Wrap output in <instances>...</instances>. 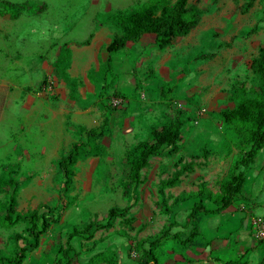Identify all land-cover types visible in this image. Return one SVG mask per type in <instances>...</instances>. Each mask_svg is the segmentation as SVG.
Returning a JSON list of instances; mask_svg holds the SVG:
<instances>
[{"label": "rangeland", "instance_id": "374dc122", "mask_svg": "<svg viewBox=\"0 0 264 264\" xmlns=\"http://www.w3.org/2000/svg\"><path fill=\"white\" fill-rule=\"evenodd\" d=\"M0 1L27 4L34 10L40 2L47 5L38 17L22 15L14 22L0 21V176L6 175L5 167L17 164L12 169L19 184L17 211H32L44 204L59 215L40 237L38 247L27 250L23 264H60L64 257L59 248L72 229H82L94 218L104 219L113 206L130 207L127 217L134 218V223L126 226L120 219L113 220L107 241L94 246H105L101 256L83 252L92 242L73 239L79 261L99 263L120 253L124 264H133L139 256L136 250V256H130L133 242L158 235L162 236L155 247L159 264H228L248 258L252 247L239 240L241 231L250 226L251 209L240 202L217 214L216 229L196 225L199 216L216 215L200 213L187 231L181 230L192 204L198 201L194 196L198 186L205 184L206 189L217 192L239 155L234 128L223 123L218 114L235 106L231 95L240 92L239 88L248 92L259 86L251 63L259 49H264V0H189L201 11V22L188 36L164 49H158L148 36L110 55L104 47L118 33L108 21L110 14L147 0ZM96 33V60L88 66V74L75 78L72 85L65 83L55 102L40 103L38 87L50 80L58 90L61 80L47 73L41 84L42 71L26 70L29 66L25 63L39 55L50 60L54 54L46 52L50 42H78ZM75 69L83 71L80 65ZM4 89L14 95L1 96ZM114 101L120 104L114 106ZM74 111L85 115L79 128L71 123ZM175 119L184 124L179 151L150 159L141 171L140 183L130 184L128 152L147 140L152 129ZM103 121L105 131L95 140L102 147L100 153L93 155L86 149L81 154L65 191L58 159L67 154L73 142H85V131ZM189 162L194 164L193 172L166 188L162 201L161 182ZM261 171L264 148L258 152L243 189L246 194L254 188L251 197L257 199L256 217H264V176H257ZM3 198L0 192V201ZM204 205L213 208L206 201ZM23 229V224L9 228L0 224V256L13 255L10 237ZM180 232L185 235H177ZM104 236L96 234V238ZM259 242L252 241L257 251L255 256L254 252L249 254L251 261L256 260L258 251L263 253L261 260L264 258V242Z\"/></svg>", "mask_w": 264, "mask_h": 264}, {"label": "trees", "instance_id": "16d2710c", "mask_svg": "<svg viewBox=\"0 0 264 264\" xmlns=\"http://www.w3.org/2000/svg\"><path fill=\"white\" fill-rule=\"evenodd\" d=\"M35 8V6H33ZM47 5L39 3L36 10L27 7V4H13L6 1H0V16L7 20H15L20 15L27 13L39 15L46 11ZM201 11L189 0H147L143 4L123 11H117L110 14L109 20L117 28L118 33L114 35L107 46L106 52L115 54L125 49L129 44L137 43L143 36H154V43L158 49L168 47L173 40L186 36L198 24ZM69 60V51L66 45L62 46L55 67L63 70ZM251 71L258 78L259 86L250 89L248 92L244 87L239 88L240 92L235 91L231 98L236 102L232 109H225L218 115L223 123L232 126L239 138V155L235 160L232 169L229 171L226 179L220 184L218 191L213 193L206 189L205 184L198 186L194 194L198 201L192 204L190 212L186 216L183 228L186 230L191 223L202 214H219L236 203L248 204L251 202L244 195V185L247 174L257 159L258 152L264 148V49L258 51V55L252 60ZM170 93V90H169ZM166 92L162 90V97ZM166 100V99H165ZM183 121L175 119L174 121L162 126L160 129H152L147 140L136 144L127 154L126 162L129 166V183L138 184L141 179V171L148 166L150 159L163 154L173 155L179 151L181 141V131ZM104 122L99 128L86 131V142L75 143L66 155L61 156L57 161V166L62 174L64 190L68 191L72 178L74 177L73 166L81 154L88 149L89 153L97 154L100 152L95 140L100 138L105 130ZM89 144H94L91 147ZM14 166H7L3 171L6 175L0 176V192L4 198L0 201V224L9 228L16 224H23L22 233L14 234L10 240L14 244V253L9 257L0 256V264H23L27 250L38 247L40 237L45 234L59 219L55 216V210L47 205L40 204L36 209L27 212L17 211V195L19 184L12 177ZM194 170V164L183 163L180 168L172 175L161 182L159 195L164 200V190L168 187H174L180 181V177L185 173H191ZM204 201L213 206V209H206ZM130 207L118 208L110 207L107 210L106 218L102 221L93 219L82 229L73 228L67 236L65 245L59 248L63 254L64 260L60 264H96L97 261L89 260L92 263H83L79 261L76 248L73 246V239L77 238L79 242H87L93 238L98 230H108L112 228V221L120 219L126 226L134 223V218L127 217ZM181 236L183 233H178ZM192 234L189 238H192ZM162 239L158 235L154 238H148L135 244L136 251L141 255L136 264H159L154 252L156 245ZM188 239V238H187ZM260 241L259 243H263ZM148 245V248H144ZM73 253V255H70ZM102 254L96 255L101 256ZM73 257L75 260L73 261ZM116 259V260H115ZM119 259V260H117ZM124 258L113 255L112 259H100L97 264H124ZM228 264H247V262H231ZM264 264V258L259 262Z\"/></svg>", "mask_w": 264, "mask_h": 264}, {"label": "crops", "instance_id": "0c3cea01", "mask_svg": "<svg viewBox=\"0 0 264 264\" xmlns=\"http://www.w3.org/2000/svg\"><path fill=\"white\" fill-rule=\"evenodd\" d=\"M45 12V11H44ZM43 12V13H44ZM43 13H41V14H39V15H31V14H27V13H24V14H22V15H24V16H35V17H38V16H40V15H42ZM22 15H20L17 19H15V20H7V19H4V18H2L1 16H0V21H7V22H14V21H16V20H18ZM200 22H201V20H200V16H199V20H198V24L196 25V27L194 28V29H192L191 31H193V30H195L196 28H198V26H199V24H200ZM102 31V30H101ZM190 31V32H191ZM99 33H102V32H99ZM98 33V34H99ZM98 34L96 33L95 35H93L92 36V34H90L88 37H87V39H83L82 41H78V42H76V41H68V40H63V41H61L60 43H59V45L58 44H55V43H53V42H50L49 43V46H48V49H47V53H49V52H51V51H54V54H53V56H52V58L50 59V60H48V58H43L42 57V55H39L40 57H38V58H41V59H38V58H29V60L25 63V64H27L29 67L28 68H26V70L27 69H29L30 71H32V70H41L42 71V76H43V78H42V81H41V84H44L45 82H44V80H45V75H46V77H48L47 76V73L48 74H50V75H52V76H55L57 79H60L61 81L59 82V85H60V87L58 88V90H56L55 88L52 90V92L51 93H45L44 91H43V87H41V85L38 87V90L40 91V94L38 95L39 97H40V103H44V102H46V100H51V101H53V102H55L58 98H59V94L61 93L62 94V92L64 91V87H63V85H65V83H67V84H71L72 85V83H74V81H76L75 80V78H78L79 76H81V75H84V74H88V72H89V68H88V66L91 64V63H93L95 60H96V57H95V55L93 54V51L95 50V48H96V46H97V44L96 43H98L97 41L99 40V38H98ZM190 34V33H189ZM188 34V35H189ZM187 35V36H188ZM148 36H151V37H153V39H154V36H152V35H145V36H143L140 40H142L143 38H146V37H148ZM100 37V36H99ZM63 38V37H62ZM91 38V39H90ZM180 38H182V37H180ZM176 39H178V38H176ZM175 39V40H176ZM139 40V41H140ZM138 41V42H139ZM174 41V40H173ZM109 43V42H108ZM107 43V44H108ZM107 44L105 45V47L107 46ZM64 45H66V47H67V49H68V51H69V60H68V63H67V66L66 67H64V69L61 71V70H59V69H57L56 67H55V63H56V60H57V58H58V55H59V52H60V50H61V48H62V46H64ZM105 47H104V50H105ZM54 49H56V50H54ZM49 51V52H48ZM105 52H106V50H105ZM107 53V52H106ZM108 54V53H107ZM45 55V54H44ZM109 55V54H108ZM39 60V61H38ZM106 61H107V59H106ZM77 65H80V67H81V69L83 70V71H81V72H77V70L75 69L76 68V66ZM54 87V86H53ZM25 93V91L23 90L22 91V93L20 94L21 96H23V94ZM11 94H13L14 95V92H6L5 91V89H4V92L2 93V95L1 96H4V97H8V96H10ZM26 95V94H25ZM24 95V96H25ZM39 107L37 106V108L36 109H38ZM63 113V112H62ZM67 113H69V112H67ZM85 118V115H83V112H79V111H74V112H72V116H71V123H72V126H75L76 128H79V121H81V120H83ZM106 123V121H103L102 123H100L99 125H97L96 127H93V128H89L88 130H91V129H97V128H99L103 123ZM106 127V126H105ZM81 129H82V127H81ZM88 130H86V131H88ZM86 131H85V134H86ZM105 131V130H104ZM85 139H86V136H85ZM87 140V139H86ZM85 143L84 141H75V142H73L72 143V145L73 144H75V143ZM96 144V143H95ZM72 145H71V147H72ZM96 145H98V144H96ZM99 146V145H98ZM99 148H102L101 146H99ZM71 149V148H70ZM100 152H98L97 154H93V155H98ZM257 160V159H256ZM264 176V172L263 171H261L260 173H258L257 174V176ZM256 176V177H257ZM254 188H251V190L247 193L246 192V194L244 193V195L249 199V200H251V202L250 203H248V204H245V203H242V204H244L245 206L247 205L250 209H251V211L250 212H248V213H250L249 215H251V217L252 216H254V210H255V207H256V203H257V199H256V196H255V199H253L251 196H252V190H253ZM259 192V191H258ZM216 193V192H215ZM259 205V204H258ZM261 207H263L264 208V202H262V204H261ZM206 209H208V208H206ZM211 209H213V208H211ZM210 209V210H211ZM233 209V208H232ZM209 210V209H208ZM215 217H218V215L216 214V215H214L213 217H209V218H204V217H198V219H201V220H199L198 222H196V225H200L201 227H204L205 229H207V230H211V229H216L217 227H218V225H219V220H215ZM251 217H250V220H251ZM106 218V217H105ZM104 218V219H105ZM264 218V217H263ZM94 219H96V218H94ZM103 218L102 219H100V220H98V219H96V220H98V221H102V220H104ZM185 219H186V216H185V218H184V222L182 223V225L184 226V223H185ZM195 220V219H194ZM192 223H194V221L192 222ZM191 223V224H192ZM249 225H250V221H249ZM191 226V225H190ZM189 226V227H190ZM189 227L186 229V231L189 229ZM103 231H105V232H103ZM181 231H185V229L184 228H182V230ZM98 232H101V233H105V236L103 237V238H96V234L98 233ZM183 235H185V233H183ZM187 237V236H186ZM145 239H148V238H145ZM145 239H142V240H145ZM104 240V242H106L107 241V230H98V231H96V233L93 235V238L90 240V242H92V247L90 248V249H88V250H85V249H83L84 251L83 252H91V254L93 255V256H96V255H99V254H103V251L105 250L104 248H105V246L104 247H101L100 249H97L96 247H94L95 245H96V243L97 242H101V241H103ZM142 240H140V241H142ZM218 240H220V239H218ZM140 241H135V242H133V241H131V240H129V242L130 243H132L133 242V247L131 248L132 250H131V252H130V256L132 257V258H134L135 256H136V254H135V244L137 243V242H140ZM240 242H242V243H244V244H246V245H250V247H252L251 248V250H249V254H251V253H253L254 252V254H253V256H255L256 254V248H255V246L254 245H252V241H256L255 239H254V237L252 236V232H251V227L249 226V228L248 229H246V230H242L241 231V234H240V240H239ZM87 242H89V241H87ZM220 245V244H219ZM108 246H111V245H108ZM218 247V246H217ZM144 248H148V245H144ZM90 250V251H89ZM108 251V250H107ZM138 252V251H137ZM154 252H155V250H154ZM139 253V256H138V258H136V260H134V262H133V264H136V262L138 261V259H139V257H140V255H141V253L140 252H138ZM248 254V258H249V255ZM119 256H121V257H123V255H121L120 253L118 254ZM263 255V253H261L260 254V252L258 251L257 252V256H256V260L255 261H251V260H249L248 258H246V259H244V260H242L241 262H247V264H259V262L261 261V256ZM157 257V256H156ZM242 257V256H241ZM130 258V257H129ZM254 259V258H253ZM129 261V260H128ZM239 261V260H238ZM237 261V262H238ZM234 262V261H233ZM240 262V261H239ZM159 263V262H158ZM229 263H231V262H229Z\"/></svg>", "mask_w": 264, "mask_h": 264}, {"label": "built area", "instance_id": "2783aa9c", "mask_svg": "<svg viewBox=\"0 0 264 264\" xmlns=\"http://www.w3.org/2000/svg\"><path fill=\"white\" fill-rule=\"evenodd\" d=\"M53 90V84L49 80L45 86H43V91L45 93H51ZM120 104L119 101H114L113 105L117 106ZM251 232L252 236L257 241H264V218L263 217H256L252 216L250 220Z\"/></svg>", "mask_w": 264, "mask_h": 264}]
</instances>
